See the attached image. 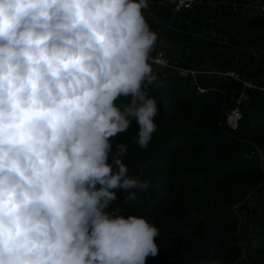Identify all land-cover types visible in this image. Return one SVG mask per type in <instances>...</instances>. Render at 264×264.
<instances>
[{"label": "clouds", "instance_id": "9594fccd", "mask_svg": "<svg viewBox=\"0 0 264 264\" xmlns=\"http://www.w3.org/2000/svg\"><path fill=\"white\" fill-rule=\"evenodd\" d=\"M149 0H0V264H147L159 228L110 207L150 181L115 143L157 130Z\"/></svg>", "mask_w": 264, "mask_h": 264}, {"label": "trees", "instance_id": "16d2710c", "mask_svg": "<svg viewBox=\"0 0 264 264\" xmlns=\"http://www.w3.org/2000/svg\"><path fill=\"white\" fill-rule=\"evenodd\" d=\"M217 15L264 32L263 16L242 21L223 10ZM226 85L242 86L233 78ZM151 88L159 114L147 150L133 143L138 131L135 122L114 138V144L129 145L124 157L128 171L145 164L147 180L158 184L159 192L151 196L138 190L135 200L119 192L110 207L119 205L124 215L144 216L159 228V252L147 264H162L168 255L197 264L211 258L222 264L240 259L264 264V220L242 244L239 214L234 209L251 190L264 185L263 89L246 87L249 95L260 94V112L242 109L238 126L230 128L223 111L234 102L230 103L225 89L209 87L200 93L190 79L172 71Z\"/></svg>", "mask_w": 264, "mask_h": 264}, {"label": "crops", "instance_id": "0c3cea01", "mask_svg": "<svg viewBox=\"0 0 264 264\" xmlns=\"http://www.w3.org/2000/svg\"><path fill=\"white\" fill-rule=\"evenodd\" d=\"M233 2L239 4L241 0H197L190 9L175 13L168 2L149 0L145 14L151 28L159 34L156 46L164 47L177 63L205 70L198 74V84L206 90L209 87L225 89L230 93V103L237 102L241 95L242 109L259 113L260 94L249 95L242 86L227 87L229 77H221L216 72L231 68L255 86L264 88V32L231 23L217 15V11L230 12L242 21L264 15L241 7L235 13L230 9ZM153 69L158 80L152 86H156L170 71L157 65ZM152 185L155 184L150 182Z\"/></svg>", "mask_w": 264, "mask_h": 264}, {"label": "built area", "instance_id": "2783aa9c", "mask_svg": "<svg viewBox=\"0 0 264 264\" xmlns=\"http://www.w3.org/2000/svg\"><path fill=\"white\" fill-rule=\"evenodd\" d=\"M171 4L175 13L183 10L190 9L197 0H164ZM239 7L244 9H251L258 14L264 15V0H241L239 4L235 2L230 4V9L233 12H237ZM151 63L162 67L167 71H172L178 76L190 79L196 86L198 92H204L206 88L197 83V77L199 73H203L205 70L199 67H191L188 65H182L181 62H176L170 58L164 47L156 46L152 53ZM217 74L221 77H229L241 83L242 88L252 87L260 88L255 86L254 83L250 82L247 78H244L242 74L231 68H224L216 70ZM262 92V98H264V88ZM241 95H239L237 102L233 105H227L223 111L224 122L230 128H236L238 126L240 117L242 115L241 108ZM209 261V260H208ZM207 261V263H208ZM162 264H197L191 261H184L181 258H177L173 255H168Z\"/></svg>", "mask_w": 264, "mask_h": 264}, {"label": "rangeland", "instance_id": "374dc122", "mask_svg": "<svg viewBox=\"0 0 264 264\" xmlns=\"http://www.w3.org/2000/svg\"><path fill=\"white\" fill-rule=\"evenodd\" d=\"M252 104H254L253 101ZM145 169V164H138L135 167L131 168L128 171V174L131 177H137L141 180H144L146 176ZM147 191L149 195H155L157 192H159L158 184L149 186ZM234 209L237 210L240 219V242L242 244H246L251 239V237H253L252 235L261 221L264 220V185L261 187L258 186L254 190H251L244 198V201L234 205ZM204 264L222 263L218 262V260L214 258H211L208 263L206 261ZM230 264H248V262L245 259H240L237 262H233Z\"/></svg>", "mask_w": 264, "mask_h": 264}]
</instances>
